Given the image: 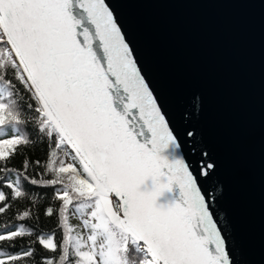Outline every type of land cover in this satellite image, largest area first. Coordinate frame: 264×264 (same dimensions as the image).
I'll return each instance as SVG.
<instances>
[{
  "label": "snow or ice",
  "instance_id": "obj_1",
  "mask_svg": "<svg viewBox=\"0 0 264 264\" xmlns=\"http://www.w3.org/2000/svg\"><path fill=\"white\" fill-rule=\"evenodd\" d=\"M37 144L43 164L10 166ZM181 147L106 0H0V215L51 188L62 233L2 223L0 247L35 239L0 264H235Z\"/></svg>",
  "mask_w": 264,
  "mask_h": 264
},
{
  "label": "water",
  "instance_id": "obj_2",
  "mask_svg": "<svg viewBox=\"0 0 264 264\" xmlns=\"http://www.w3.org/2000/svg\"><path fill=\"white\" fill-rule=\"evenodd\" d=\"M106 2L235 264H264V0Z\"/></svg>",
  "mask_w": 264,
  "mask_h": 264
},
{
  "label": "trees",
  "instance_id": "obj_3",
  "mask_svg": "<svg viewBox=\"0 0 264 264\" xmlns=\"http://www.w3.org/2000/svg\"><path fill=\"white\" fill-rule=\"evenodd\" d=\"M27 130L33 136L35 135V133L32 131L30 126L28 127ZM25 157L28 158L30 162V166L34 164V162L37 160H39L41 164H43L47 158V148L43 144H37L35 146H30L24 149L22 154L16 155L12 159L10 166L16 169H22ZM41 171H42V168L40 167L36 168L37 173ZM24 186L28 190H30L33 195H36L37 193H39L43 197V199L39 202V204L36 207H33L31 202L27 199L11 201L13 206L7 213L0 215V224L5 223V222L10 223V224L23 223L25 227L32 228V230L37 235L40 233L48 235L54 232L56 234V238L58 241L62 239V233L57 227V223H58L57 216L53 215L49 217L45 215V211L48 207L53 206L55 208H58L59 206L58 201L52 200L53 189L38 188L35 186H30V185H24ZM0 190H3L5 193H10V190L7 189L6 187H3V185H0ZM25 210H30L34 213L31 219H28L25 221H16L13 219L17 212H23ZM30 239H35V236L31 238L27 236L23 238H18L15 242L16 246L14 248L0 247V251L5 252V253L20 251L21 246L27 245ZM33 247H35L37 252L39 253V255L36 258L37 260L40 259V256L50 255V253H47L41 250L38 244L33 245ZM28 264H33V261L29 260Z\"/></svg>",
  "mask_w": 264,
  "mask_h": 264
},
{
  "label": "rangeland",
  "instance_id": "obj_4",
  "mask_svg": "<svg viewBox=\"0 0 264 264\" xmlns=\"http://www.w3.org/2000/svg\"><path fill=\"white\" fill-rule=\"evenodd\" d=\"M72 223H73V224H76V223H78V221H77L76 219H73V220H72Z\"/></svg>",
  "mask_w": 264,
  "mask_h": 264
}]
</instances>
